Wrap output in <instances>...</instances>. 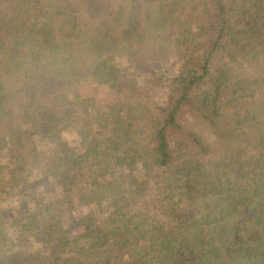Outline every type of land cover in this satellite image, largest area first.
Masks as SVG:
<instances>
[{
	"label": "trees",
	"instance_id": "trees-1",
	"mask_svg": "<svg viewBox=\"0 0 264 264\" xmlns=\"http://www.w3.org/2000/svg\"><path fill=\"white\" fill-rule=\"evenodd\" d=\"M0 264H264V0H0Z\"/></svg>",
	"mask_w": 264,
	"mask_h": 264
},
{
	"label": "rangeland",
	"instance_id": "rangeland-1",
	"mask_svg": "<svg viewBox=\"0 0 264 264\" xmlns=\"http://www.w3.org/2000/svg\"><path fill=\"white\" fill-rule=\"evenodd\" d=\"M103 94H104V96H105V93H103ZM104 96L101 95V99H102V101L105 100V97H104ZM110 102H111V101H105V102L103 101L102 103H103L104 105H106V104L108 105ZM152 184H153V180L150 179V180H149V186L152 185ZM148 191H149V192H148V196H150V195L153 193V189H152V191H151L150 189H149ZM140 202H141V203H147V201H143V200H140ZM150 202H151V201H150ZM150 202H149V203H150ZM10 233H12V231H10Z\"/></svg>",
	"mask_w": 264,
	"mask_h": 264
}]
</instances>
